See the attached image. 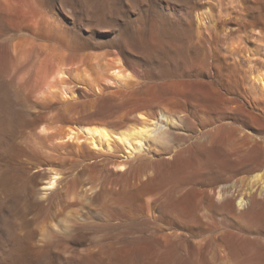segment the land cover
<instances>
[{
    "label": "bare ground",
    "instance_id": "obj_1",
    "mask_svg": "<svg viewBox=\"0 0 264 264\" xmlns=\"http://www.w3.org/2000/svg\"><path fill=\"white\" fill-rule=\"evenodd\" d=\"M215 1L220 3V6L221 3L223 4L226 0ZM228 1L234 2L233 0ZM9 5L10 4H7V2L0 0L1 8L9 10ZM206 6L207 9L203 11H189L187 7H183L182 11L184 13L183 18L186 19L188 23V26L186 25L187 27L185 26L183 29V31L185 30L184 32H186V36L190 37L196 31V37L198 38V41L196 40L197 43H209L211 46L213 57L211 64H208L207 61L205 62L204 59L206 57L203 58L204 56H201L203 59L200 58L201 60L198 61L199 64H202V67L204 65V67L207 68L206 70L208 72L205 73L206 70L203 67L205 74L209 72L214 73L213 75L209 73V76H212V78L199 80L200 83L207 85V92L202 90L203 92L192 94L194 99H190L189 108H187L188 106L186 107L187 112L184 114L174 108L173 103L178 101L176 98L173 103L172 100L174 98H172V100L167 98L164 102L158 101L157 103H153L145 88H135L136 90L125 91L118 90L116 92H114L115 90H111V92L109 88L105 86L101 87V83L97 86L92 81H88V83L90 82L91 84V87H89L92 93H79L77 96L75 90L69 85L67 76L69 73L73 72L74 66L80 58L76 57L74 54L67 57L68 55L64 56L65 54L62 52L59 54V57L57 56V60L50 66L45 63L46 56H44L45 51L43 50L41 39L43 35L47 37L45 34L48 27L44 25L42 19H37L34 25H32L35 29L33 30L32 28V30L36 31L35 33L30 31L20 32L19 29H16V31H6L4 35L5 42L3 43L5 53L9 55L12 49L18 50V48H20L22 54L15 53L16 55H12V51L10 54L12 58L10 60H4L0 68V142H2V146L0 147V178L1 176L4 178L3 176L5 175L8 184H17L19 187L25 190L27 189L26 191L29 192L28 194H30L31 199L35 203L40 204L51 198L50 196L56 191L53 190V187H56L57 184L60 186V184L65 181V183L67 182V184L71 186L70 183L72 179L76 177L79 172L86 173L104 168L108 171V174H110V178L111 175L113 177L112 186L110 185L111 187H109L98 183L88 184L76 197L77 202L80 201L81 203L82 200L83 203L89 204L95 199L105 195L107 191H109L108 195L110 194L111 196L112 194V196L114 195L116 197L114 205L110 202L112 207L110 208L107 206L109 208L107 211H104V204H101V209L104 210L96 211L95 217L100 220L102 224H109L115 215H123L126 218L125 221L133 222L139 220L140 213L150 221L153 219L152 217L155 218L157 212H160L162 214L161 216H165L170 220V222H167L168 227H166V229H171L172 221H177L180 223V227H183V225L188 227L189 233L198 237L197 235H199V233L201 235V229L206 224L212 220L213 222L215 221V224L217 223L216 220H218L222 212H224V214L231 212L239 217H244L249 214L250 218L253 219L254 217L251 215L254 212H252V210L255 209L260 202L264 201V184L262 186L258 185L262 182L260 171L264 166V101H262L263 99L260 100L261 98L255 99L254 97L253 99V91H250L248 86L250 81L254 80L262 84L260 87L258 84L256 86L260 88L258 89L261 90V92H264V61H258L256 64L254 63V65H252L253 61L256 60L250 58V62H252L250 64L251 66L245 72L246 75H244L242 72L243 69L241 68L242 66L236 63V61L231 62L228 58L222 56L221 47L218 45L219 33L226 28L219 24L212 23L213 25H210L211 22L206 21L212 20L214 14L213 10H215L214 4H208ZM220 8L221 7H219V9ZM255 12V19L259 21L264 20V15L260 9ZM217 14H219L218 11ZM31 19L32 18H30V20ZM205 21L210 23L207 26L210 27V34L213 36V40L204 32L206 30H204V28L207 27L204 23ZM241 21H239V23H241ZM255 23L259 24L260 22L256 21ZM239 29H242V27H239ZM151 36L150 38L157 39L155 33ZM178 37L179 39H177V37L174 39L175 45L181 43L180 45L183 46L184 43L180 41L181 36ZM32 41H35L34 43L38 46L35 48V54L39 62V77L38 80L35 81L36 83L34 86L31 85L32 87H29L27 78L29 66L26 64L21 66V64L28 56V52L26 53L28 50L26 44L32 43ZM136 45L139 44L136 43ZM79 46L77 45L76 47L80 49ZM143 46L146 47L145 45ZM200 46L199 44V47ZM163 47L161 42L158 41L149 44V46L147 45L145 49H148V53L153 57L156 55V52L161 53ZM178 49L177 55L175 56H178L182 59V62L186 63L185 60L189 57L180 50L183 48L180 47ZM60 50H57V52ZM32 51H34L33 46L29 47V53ZM258 52L264 55V46L259 48ZM196 54L198 55V53ZM163 57L162 58L165 59V56ZM20 58L23 59L20 61ZM115 61L117 64L114 66L115 68L112 73L108 71L109 67L106 63L101 64L105 68L104 70L107 75L109 77L112 76V78L119 82L130 80L132 77L131 72L122 66V62L119 58ZM188 66L186 65V68ZM81 67L82 65L80 68ZM189 67H191V65ZM15 69H17V73L10 76L11 72L15 71ZM220 74L223 78L220 77L221 79L217 80L216 77ZM205 77H207V75H205ZM251 86L253 88L254 85ZM152 92L154 95V91ZM157 93L158 92L155 91L156 95ZM178 102L181 103L180 101ZM169 104H172V106ZM11 105H15L21 113L18 126L15 130L10 129L7 123L8 114H6V112H9ZM125 106L127 109L124 108L126 109L124 111L121 107ZM146 106L157 107L160 111H157L154 116L151 115L152 117L139 112L141 108ZM225 107L228 110L223 112ZM192 108L195 110L194 113L196 117L193 122L197 125H194L197 129L192 127L188 129L189 131H184L187 130L185 127V120L191 118V115H193V111H189ZM224 114H227L233 121L238 122L239 126L218 124L217 121ZM245 129L252 131L251 133L255 132L257 134H251L248 131H244ZM243 131L244 133H241ZM187 132L189 143H186L187 145L184 148L175 149L172 146L174 144L173 142L171 144L173 148L169 146V148L167 147L168 149H161V147H163L161 144L167 143L169 138L172 139V136L177 135L184 138L183 134ZM144 138L146 140L145 142H143ZM81 139H84V144ZM166 140L168 141L165 142ZM175 142L177 143V141ZM231 143H235V146H232ZM156 147L158 148L156 149ZM141 148L144 149V154L141 152L143 155H139V153L132 158L134 151L140 150ZM194 149L198 150L195 151ZM125 150H129V152L126 153ZM121 151L125 152L124 157L118 155ZM183 152L188 154L186 158H182L184 156L182 154ZM157 157L161 158L159 159L161 162L171 163L173 165L171 167L172 171L169 173L171 179L174 181V186L173 191L170 192L168 197L166 196V199L154 198L151 201V197L162 189L161 187L168 177V173H165V170H161V168L148 172L150 171L149 165L152 163V159ZM67 187L69 188V186ZM191 191H196L200 195L196 203L191 202L189 199ZM176 192L180 195L176 196ZM71 195L72 193L69 192V197H71ZM48 201L46 202L48 203ZM76 201L74 203H76ZM35 203L34 206H36ZM44 205L46 206V203H44ZM99 206L100 205H98V207ZM104 206H106V204ZM260 206L261 205H259V207ZM261 209L262 207L260 210ZM231 215L232 214L229 216ZM91 218H94V216ZM120 218L115 220L117 221ZM222 218L224 219V217ZM248 220L251 222V219L248 218ZM225 222L229 221L226 220ZM209 224L212 225L211 223ZM250 225H252V223ZM238 230V238H231L230 233H226L223 236L226 238V243L224 242V244L227 250V256L225 255L227 259L224 257L226 259L224 263L254 264V257L245 255V245L242 239L246 234H243L240 229ZM43 231L45 232L44 235L52 231L73 234L75 228L67 222V219H63L55 225L52 223L51 227H45ZM168 231L170 232V230ZM185 237H187V233ZM221 239L218 241H221ZM33 243L32 248L35 253L39 245H35V242ZM36 244L38 243L36 242ZM198 244L201 246L200 243ZM154 245L155 243L152 245V249ZM194 246L196 247V245ZM252 246L255 248L257 254L261 253L262 256H264V244H260L257 239L254 244L252 243ZM155 247L153 252L154 255L155 253L162 255L170 252L164 247ZM143 249L144 248L140 250L141 253ZM202 249L203 248H201V250ZM129 251L132 252L131 249ZM37 252L36 255L43 253ZM98 252L103 255H119L115 249L114 251H109L104 247H100ZM186 254L191 257H196L198 255L197 251H188ZM122 256L124 255H121V257ZM111 257H114V255ZM199 259L200 258H198V260ZM213 260H215L214 257ZM217 262H214V264H217ZM4 263L6 264V261Z\"/></svg>",
    "mask_w": 264,
    "mask_h": 264
},
{
    "label": "rangeland",
    "instance_id": "obj_2",
    "mask_svg": "<svg viewBox=\"0 0 264 264\" xmlns=\"http://www.w3.org/2000/svg\"><path fill=\"white\" fill-rule=\"evenodd\" d=\"M1 1H5L11 6L9 5V10H5L0 7V68L4 63V60H10L12 58V55H14L15 53L22 54L20 48H18V50L12 49L13 53L11 51L9 55L5 53V50L3 49V43L5 42L4 35L6 31H16V29H19L20 32L30 31L32 33H35L36 31H33L35 29L32 25H34L37 19H42L44 25L48 27L46 34L44 33L45 35H47V37L43 35L41 39V42L43 43V50L45 51L44 56H46L45 63L50 66L57 60V56L59 57V54H61L62 52L65 54L64 56L68 55L67 57H69L74 54L76 57L80 58V60L76 62L73 72L69 73L67 76L69 85L75 90V94L77 96L79 95V93H92V91H90L91 84L90 82L88 83V81H92L97 86H99V83H101V87L105 86L109 88L110 91L115 90L114 92L118 90L125 91L133 89L136 90L137 88H145L153 103H157L158 101L164 102L167 98H170L171 100L172 98H174L172 100L173 103L175 102L174 100L177 99L181 103H179L178 101H176L177 103H173L174 108L184 114L187 112L186 109L189 108L190 99H194L192 94L203 91L207 92V85L204 83H200L199 80L212 78V76L210 77L209 75H213L214 73L209 72L210 74H205L208 72L206 70L207 68H205L203 65L206 70L205 72L202 64H199V61L206 57L204 59L205 62L207 61L208 64H211V62L213 61L212 48L209 43H197L198 38L196 37L197 33L195 30V32L192 34L193 37L186 36V32H184L185 30L183 31V29L186 25L188 26V23L187 20L183 18L184 13L182 11L183 7H187L189 11L192 10L194 12L203 11L207 9L206 5L208 4H214L215 6L218 3L215 0ZM233 1L234 2H229L228 0H226L223 4L221 3L220 6V3H218L215 6V10H213L214 14L212 20H206L208 22H211V24L206 21L204 23L206 24V26L208 24H219L226 28L219 33L218 45L221 47V55L228 58L231 62L236 61V63L242 66V72L244 75H246L245 72L252 63L250 62V58L252 60H256L253 61L252 65H254V63L256 64L258 61H264V55L258 52L259 48L264 46V20L259 21L254 18L256 13L255 11L259 9L264 15V0H243V2L242 0ZM218 6L221 8L219 9ZM250 7L252 11L250 10ZM217 11L219 14H217ZM30 18L32 19L30 20ZM239 21H241V23H239ZM256 21L260 23H255ZM239 27H242V29H239ZM204 30V32H206L205 34H207L213 40V36L210 34V27L207 26L206 28H204ZM154 33L157 35V39L153 38L155 40L150 38ZM178 36H181L180 41L184 43L183 46L180 45L181 43L179 44L180 46L178 44L175 45L174 39L175 37L179 39ZM187 38L189 39V41ZM158 41L161 42L162 46H164V49L162 48L161 53L156 52V55L152 57V55L148 53V49L145 48H147V45L149 46V44ZM34 42L35 41H32V43L26 42L28 43L26 44V47L28 48L26 53L28 52V56L26 57V59L24 58L25 60L22 61L21 64V66L25 64L29 66L27 71L29 87L34 86V84L36 83L35 81H37L39 77V62L35 54V48H37L38 46ZM136 43L139 45H136ZM199 44L201 45L200 47ZM75 45H80V49ZM143 45H145L146 47H144ZM31 46L34 47V51L29 53V47ZM44 47L47 49H45ZM180 47L183 48L180 50L185 53L187 57H189L187 60H185L187 64L182 62V59H180L178 56H175L177 55V51L179 50L178 48ZM57 50L60 51L57 52ZM11 53L12 55H10ZM196 53L200 55L198 56ZM163 56H165V59H163ZM201 56L204 57L201 58ZM166 57L169 59H167ZM117 58L121 60L122 66L129 72H131L132 77L130 80L119 82L112 78V76L109 77L104 70L105 68L103 67V65H101L106 63L109 67L108 71L112 73L113 69L115 68L114 66L117 64L115 61ZM22 59L23 58H20V61ZM248 60L250 63L248 62ZM108 64H110L111 67ZM185 64L187 66L191 65V67L188 66L187 69ZM81 65L82 67L80 68ZM16 73L17 69L11 72L10 76L15 75ZM205 75H207V77H205ZM218 76L216 77L217 80L223 78L221 74ZM109 79L112 81H110ZM257 84L259 87L262 85L254 80H251L249 84L250 87L248 86V88L250 91H253V99L254 97L255 99L261 98L260 100L263 99L262 101H264V92H261V90H259L260 88L256 86ZM251 85H254V89ZM152 91H154V95ZM155 91L158 92L157 95L155 94ZM169 105L172 106V104ZM121 108L124 111L127 109L126 106ZM225 110L228 109L225 107L223 112H225ZM157 111H160V109H158L157 107L146 106L141 108L139 112L152 117ZM189 111H193V115H191V118H187L185 120V127L187 130L184 131H189L188 129H191L192 127L195 128V122H193L196 117L194 113L195 110L192 108ZM6 114H8L7 123L9 128L15 130L19 123V117L21 114L20 111L15 105H11L9 112H6ZM217 123L226 124L229 126H239V123L233 121V119L229 118L227 114L222 115ZM244 131L248 130L245 129ZM244 131L241 133H244ZM248 132L251 133L252 131ZM251 134L255 135L257 133L254 132ZM183 135L184 138H181L177 135L172 136V139L169 138V141H165H168L167 143L161 144L163 146L161 147V149H168L169 146L171 147V144L173 142L174 144L172 146L175 149L184 148L189 143L188 132L184 133ZM83 140L84 139H81L82 143H85V141ZM173 140L177 141V143ZM145 141L146 140L144 138L143 142ZM231 145L235 146V143H231ZM1 146L2 142H0V147ZM157 148L158 147H156V149ZM194 150L196 151L198 149ZM143 151V148H141L140 150H135L132 158L134 157V155L136 156L139 153V155H143ZM125 152H129V150H125ZM125 152L121 151L120 154L118 153V155L120 157H124ZM182 154L184 155L182 158H186V156L188 155L186 152H183ZM159 159L161 158H153L152 163L149 165L150 171H147L151 172L152 170L161 168V170H165V173H168V177L165 183H163V186L161 187L162 189H160V191L153 195L157 196L151 197V201L154 198L166 199V196L168 197V195H170V192L173 191L174 186V181L170 176V173L172 171L171 167L173 165L171 163H163ZM260 174L262 176L263 182L264 166L262 167ZM3 177L4 178H2L1 176L0 178V264L4 263L5 261L6 264H214V262L217 261V264H225L224 260L227 259V250L226 245L224 244V242L226 243V238L223 236L226 233H230L231 238H238V229H240L243 234H246L242 239L245 245V255L254 257V264H264V256H262L261 253L257 254L255 252V248L252 246V243L254 244L255 240L257 241V239L260 244H264V203H262L264 201L260 202L261 204L259 203V205H261L260 207L258 205L255 209L252 210V212H254L251 215L252 217H254L253 219L250 218L249 214L245 215L244 218L239 217L231 212L225 214L224 212H222L218 220H216L218 224H215V221L213 222L212 220L211 222H209L212 225H210L209 223L206 224V227L204 226L201 229V235L199 233L200 236L197 235L198 237H196L189 233L188 227H185L184 225L183 227H180V223H178L177 221H172V228L166 229V227H168L167 222H170V220L165 216H161L162 214L160 212H157L156 214L158 216L156 215L155 218L152 217L153 219L150 221L143 217L142 213H140L139 220L133 222L125 221L126 218L123 215H115L112 218V221L109 222V224H102V222L95 217L96 211L104 210L101 209V204H106V206L103 205V208H105L104 211H107V209H109L107 206L111 208V203H113L114 205L116 197L114 195L112 196V194L111 196L110 194L108 195L109 191L107 190L105 195L101 196L98 199H95L91 202V204L83 203L82 200L81 203L80 201L77 202L76 197L79 193H81L82 189L87 187L88 184L98 183L109 187L112 186L113 177L111 175L110 178V174H108V171H106L104 168L86 173L79 172L77 176L72 179L73 183H70L71 186L67 184V182L65 183V181L60 184V186L57 184L56 187H53V190H56L54 194L50 196L51 198L48 199L49 201L46 200L48 201V203L45 201L40 204L35 203L31 199L30 194H28L29 192L26 191L27 189L25 190L19 187L17 184L10 185L6 181V176L4 175ZM262 182L258 185L262 186L264 184V182ZM67 186H69V188ZM69 192L72 193V198L69 197ZM175 194L176 196L180 195L177 194V192ZM199 197L200 195L198 192L191 191L189 199L191 200V202L196 203ZM75 201L76 203H74ZM34 203L36 206H34ZM44 203H46V206L44 205ZM98 205L100 206L98 207ZM261 207L262 209L260 210ZM230 214L232 215L229 216ZM92 216H94V218H91ZM222 217H224V219ZM114 218H120V221H116ZM236 218L238 219V221ZM248 218L251 219V222L250 220H248ZM63 219H67V222L73 228H75L73 234L52 231L47 234L48 236L44 235L45 232L43 230L45 227H51L52 223L53 225H55ZM226 220L229 222H225ZM251 223L252 225H250ZM208 225L210 226V228ZM225 225H227L228 228ZM173 227L177 228L174 229ZM168 230H170V232ZM186 233L187 237H185ZM219 238L221 239V241H218L220 240ZM199 241H201L202 243ZM33 242H35V245H39V248H37L36 250H41L40 252L43 253L37 252L36 250L35 253L33 252ZM36 242L38 244H36ZM154 243L155 245L152 249V245ZM196 243H200L201 246H199V244L197 245ZM194 245H196V247ZM155 246L164 247L170 252L168 254L162 255L155 253L154 255L153 252L156 248ZM100 247H104L109 251H114L115 249V251H117L120 256L118 254H104V256L103 254L98 252V249ZM140 247L144 248L142 250V253L140 251L142 248L138 250ZM201 248L203 249L201 250ZM128 249H131L132 252H130ZM188 251H197L198 255L196 257L187 256L186 253ZM36 252L40 254L36 255ZM150 252H152L153 254ZM113 255L114 257H111ZM121 255L124 256L121 257ZM213 257L215 258V260H213ZM198 258H200L201 260H198Z\"/></svg>",
    "mask_w": 264,
    "mask_h": 264
}]
</instances>
